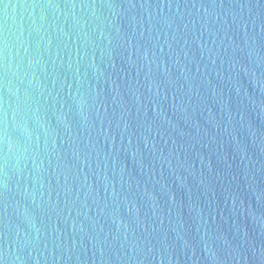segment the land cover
I'll list each match as a JSON object with an SVG mask.
<instances>
[{
  "label": "water",
  "instance_id": "95a60500",
  "mask_svg": "<svg viewBox=\"0 0 264 264\" xmlns=\"http://www.w3.org/2000/svg\"><path fill=\"white\" fill-rule=\"evenodd\" d=\"M0 264H264V0H0Z\"/></svg>",
  "mask_w": 264,
  "mask_h": 264
}]
</instances>
